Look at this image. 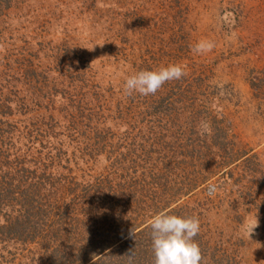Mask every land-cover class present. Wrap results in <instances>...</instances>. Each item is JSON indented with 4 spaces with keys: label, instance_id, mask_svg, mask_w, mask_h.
Masks as SVG:
<instances>
[{
    "label": "rangeland",
    "instance_id": "1",
    "mask_svg": "<svg viewBox=\"0 0 264 264\" xmlns=\"http://www.w3.org/2000/svg\"><path fill=\"white\" fill-rule=\"evenodd\" d=\"M202 39L215 47L197 54ZM169 64L187 75L125 94ZM0 110V152L37 157L46 214L70 199L54 172L114 163L139 213L188 205L207 261L264 264V0H19L0 14ZM105 207L86 210L96 234ZM47 246L0 241V264H48Z\"/></svg>",
    "mask_w": 264,
    "mask_h": 264
},
{
    "label": "trees",
    "instance_id": "2",
    "mask_svg": "<svg viewBox=\"0 0 264 264\" xmlns=\"http://www.w3.org/2000/svg\"><path fill=\"white\" fill-rule=\"evenodd\" d=\"M17 1L0 0V14ZM0 113L6 114V111L0 110ZM18 148L16 153L8 156L0 152V241L11 242L12 248L17 244L26 246L49 242L55 247L52 250L50 246L45 248L48 264H129L131 253V264H154L150 228L152 217L162 210L192 217L187 204L178 205L180 199L174 201L176 205H173L174 202L159 207L155 205L153 209L139 213V203L133 199L140 201L143 190L133 193L126 174L110 170L112 166L114 168V163L105 168L106 172L94 167L85 177L74 175L69 180L63 172H54L55 178L50 180L62 179L68 185V192L66 185L62 191L70 194V199L62 206H52L48 215L43 208L47 194L43 177L37 171L38 159L35 156L33 161H28L23 151L27 150V146ZM120 164L116 169L121 168ZM191 191L187 189L182 194L186 196ZM85 199L89 201L88 208L80 203ZM125 199H128L126 203ZM129 201H132L133 208L127 205ZM104 204V217L96 234L93 226L85 221L86 210L91 208L89 211L95 214ZM131 210H136L133 218L128 217ZM114 222L117 228L113 230ZM70 231L74 236L65 238ZM200 235L199 232L194 238L198 244ZM65 241L69 243L67 256L60 258L56 256L58 248ZM205 255H202V264H212Z\"/></svg>",
    "mask_w": 264,
    "mask_h": 264
},
{
    "label": "clouds",
    "instance_id": "3",
    "mask_svg": "<svg viewBox=\"0 0 264 264\" xmlns=\"http://www.w3.org/2000/svg\"><path fill=\"white\" fill-rule=\"evenodd\" d=\"M214 47L213 41L202 39L195 44L194 51L205 54ZM186 75L185 67L180 64H169L156 70H141L126 78L124 92L126 95L138 93L148 96L155 94L166 82L180 80ZM208 130V126L204 125V131ZM150 228L154 264H202V252L194 239L200 232L197 217L169 214L162 210L152 217ZM132 256V253L129 254V264Z\"/></svg>",
    "mask_w": 264,
    "mask_h": 264
}]
</instances>
